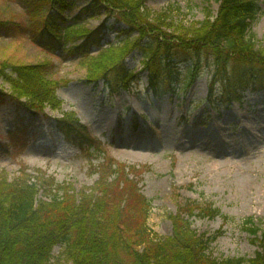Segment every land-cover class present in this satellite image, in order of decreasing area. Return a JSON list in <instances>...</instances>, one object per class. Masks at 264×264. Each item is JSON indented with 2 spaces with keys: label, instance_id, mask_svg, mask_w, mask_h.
Masks as SVG:
<instances>
[{
  "label": "rangeland",
  "instance_id": "1",
  "mask_svg": "<svg viewBox=\"0 0 264 264\" xmlns=\"http://www.w3.org/2000/svg\"><path fill=\"white\" fill-rule=\"evenodd\" d=\"M67 2L73 8L64 13V18L67 25H73L87 2ZM255 2L258 13L250 37L255 49L264 54V0ZM38 4L31 5L28 0H0V93L8 89L12 69L53 65L51 81L68 82L65 88L55 92L57 100L62 102L59 111H75L90 136L101 142L106 158L116 160L127 167V172L136 175L128 179H138V188L149 202L146 225L154 236L169 239L183 233L191 239V233L204 238L219 233L206 252L211 260L216 263L252 260L261 251L259 236L264 234V92L247 89L241 95L242 101L226 104L216 86L213 97L217 102L210 105L205 100L210 93L211 71L203 64L197 80L188 87L180 86L174 93L167 87L161 96L154 98L147 90V73L141 56L135 51L124 61L133 74L139 75V82L114 94L102 83L95 87L88 85L85 76L89 70L97 65L105 66L109 58L121 53L119 49L98 52L108 43L121 40L119 34L124 25L114 24L113 19L106 22L99 12L83 16L79 21L81 28L99 32L100 39L89 50L93 59L79 62L76 57L52 55L34 45L30 35L25 34L30 23L25 19L35 21L43 15ZM144 4L153 13L168 15L166 25L171 26H166V33L173 38L181 30L193 32L206 17L214 18L219 10L214 0H144ZM176 61V66L182 68V82L187 65L182 59ZM2 102L0 184L5 178L8 183H22L28 175L37 177L42 173L53 185L69 186L76 193L93 186L97 176L91 174L88 157L66 143L54 129L53 119L60 118L59 111L46 108L42 115L32 116L13 102ZM236 118L241 120L240 124L235 122ZM212 125L223 127L224 132H220L230 144L228 148L237 151L235 155L217 156L213 151L216 142L209 141L205 146L202 143L207 141L199 136L193 139L197 141L195 145L190 143L191 132L187 131L199 132ZM131 137L135 142L126 141ZM239 139L243 143L237 142ZM100 162L101 159L93 161V165ZM254 198L258 208L252 203ZM186 203L211 204L220 216L208 218L195 212L185 220L179 213ZM185 221L187 227L181 231ZM248 222L257 231L255 237L249 233ZM85 241L81 242L84 246ZM59 252L58 247L53 249L52 264L57 261L66 264Z\"/></svg>",
  "mask_w": 264,
  "mask_h": 264
},
{
  "label": "trees",
  "instance_id": "2",
  "mask_svg": "<svg viewBox=\"0 0 264 264\" xmlns=\"http://www.w3.org/2000/svg\"><path fill=\"white\" fill-rule=\"evenodd\" d=\"M28 1L43 8L37 20L25 19L32 23L25 34L33 44L52 55L79 58V62L93 59L89 49L100 39L99 32L81 28L83 16L99 12L106 22L113 19L124 25L121 40L98 52L119 49L121 53L109 58L105 66L89 70L85 76L88 85L102 82L113 93L138 81L124 61L135 51L147 73L148 90L157 96L167 87L171 92L188 87L197 80L203 64L211 71L210 97L216 86L223 102L228 103L239 100L247 89L264 91V54L255 49L250 37L258 13L256 0H214L219 6L217 15L206 17L193 32L181 30L176 38L166 33V26H171L166 25L168 15L151 12L144 0H86L87 6L74 18L73 25H67L64 18V13L73 8L67 0ZM177 59L187 65L182 82ZM12 70L8 89L0 93L2 103L8 100L33 115L46 108L59 111L61 103L55 92L68 82L51 81L53 65ZM56 125L71 143L92 146L73 113H63ZM92 170L97 180L77 193L69 186L54 189L42 173L28 175L22 183H8L5 178L0 184V264H52L55 247H59L66 264H264L263 233L259 236L261 251L252 260L220 263L206 255L218 234L210 238L195 233H191V239L183 233L157 238L146 225L149 202L139 192L137 182L127 178L124 167L109 160ZM196 210L208 218L218 215L209 206L190 205H184L179 215L188 220ZM247 226L255 237L253 225L248 222ZM186 227L185 221L181 231ZM84 240L85 246L81 243Z\"/></svg>",
  "mask_w": 264,
  "mask_h": 264
},
{
  "label": "bare ground",
  "instance_id": "3",
  "mask_svg": "<svg viewBox=\"0 0 264 264\" xmlns=\"http://www.w3.org/2000/svg\"><path fill=\"white\" fill-rule=\"evenodd\" d=\"M113 23L114 24H116V25H119V23L117 24L116 22H115V20H113ZM116 44V43H115ZM115 44H110V43H108V46H111L112 47V45L114 46ZM232 117H236V116H234V115H232ZM237 121V124H240L241 123V120L239 119V120H237V118H236V120H235V122ZM215 128H214V127ZM224 132V129H223V127H220V126H218V125H212V126H210L209 128H207L206 130H202V131H193L192 129L190 130V131H187V132H191V135L190 136H188V140H192L190 143L191 144H193V145H195L196 144V142L197 141H195V140H193V139H195L196 137H200V139L201 140H206L207 141V143L206 142H204V143H202V144H205V146H207V144H208V142L210 141V142H216L215 144H216V146H215V149L216 150H213L214 151V153L217 155V156H223V155H235L236 153H237V151L234 149H232L231 150V148H228L229 147V143H227V141H226V138H224L223 136H222V134H221V132ZM125 139V138H124ZM128 140H130V142H132V141H134L135 142V138H133V137H131V138H129V139H127L126 141H128ZM240 141V139L239 140H237V142H239ZM140 142V140L139 141H137L136 142V145L138 144ZM236 142V143H237ZM240 142H242V141H240ZM188 143V142H187ZM217 143L219 144V146L217 145ZM243 143V142H242ZM229 144V145H228ZM226 147L228 148V149H226ZM207 148V147H206ZM253 196V195H252ZM252 203L254 204V206L255 207H257V201L255 200V198L253 199V201H252ZM258 208V207H257Z\"/></svg>",
  "mask_w": 264,
  "mask_h": 264
}]
</instances>
